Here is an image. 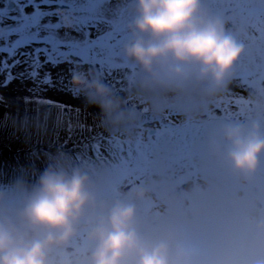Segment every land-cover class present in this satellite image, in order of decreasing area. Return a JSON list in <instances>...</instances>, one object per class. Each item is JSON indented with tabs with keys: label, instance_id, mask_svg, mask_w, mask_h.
<instances>
[{
	"label": "rangeland",
	"instance_id": "rangeland-1",
	"mask_svg": "<svg viewBox=\"0 0 264 264\" xmlns=\"http://www.w3.org/2000/svg\"><path fill=\"white\" fill-rule=\"evenodd\" d=\"M202 4L244 47L229 82L218 91L195 80L158 84L127 58L135 0H82L83 11L76 13L57 9L51 20L76 53L53 71V76L63 74L64 95L34 91L30 80L14 79L4 87L7 70L0 72V146L37 143L22 153L11 146L5 155L9 160L0 163V186L17 179L35 184L49 165L79 169L100 204L134 203L147 238L170 232L187 237L199 250L200 264H264V236L258 232L264 223V165L251 179L235 173L226 159L227 142L215 138L212 128L205 131L213 134L208 138L197 129L185 139L165 133L185 132V121L210 119L208 126H214L228 118L249 126L257 121L264 130V0ZM73 72L102 81L119 108L109 117L85 93H77ZM50 100L60 104L50 105ZM141 189L145 197L138 199L135 193ZM225 203L238 207L239 218L230 228H214L215 212ZM89 216L94 220L96 213ZM89 227L81 226L68 249L54 251L51 264H89L94 247L87 238Z\"/></svg>",
	"mask_w": 264,
	"mask_h": 264
},
{
	"label": "clouds",
	"instance_id": "clouds-1",
	"mask_svg": "<svg viewBox=\"0 0 264 264\" xmlns=\"http://www.w3.org/2000/svg\"><path fill=\"white\" fill-rule=\"evenodd\" d=\"M135 5L134 39L125 54L152 81L180 86L195 80L210 91L226 87L244 47L202 0H135ZM71 83L109 117L119 108L102 81L73 72ZM224 137L233 171L254 177L264 165V130L257 123L232 124ZM135 196L143 199L145 192ZM90 212L96 213L94 220ZM85 223L94 245L89 264H200L199 250L187 237L170 232L147 238L134 203L100 204L85 174L59 165H49L35 184L17 179L0 186V264H51V254L68 249ZM258 232L264 236V223Z\"/></svg>",
	"mask_w": 264,
	"mask_h": 264
},
{
	"label": "snow or ice",
	"instance_id": "snow-or-ice-1",
	"mask_svg": "<svg viewBox=\"0 0 264 264\" xmlns=\"http://www.w3.org/2000/svg\"><path fill=\"white\" fill-rule=\"evenodd\" d=\"M81 3L82 0H2L0 72L7 70L2 86L7 87L14 79L30 80L34 91L64 95L61 91L63 74L53 76V71L76 53L62 39L60 25L53 23L51 17L60 8L73 13L83 11ZM18 66L21 70L13 73L12 69ZM49 103L59 105L60 101L50 100Z\"/></svg>",
	"mask_w": 264,
	"mask_h": 264
},
{
	"label": "trees",
	"instance_id": "trees-1",
	"mask_svg": "<svg viewBox=\"0 0 264 264\" xmlns=\"http://www.w3.org/2000/svg\"><path fill=\"white\" fill-rule=\"evenodd\" d=\"M248 56H250V58H252L253 54L250 53V54H248ZM155 108H156V111H157V109H161V107H159V108L155 107ZM162 109H164V108H162ZM209 120L210 119H208L207 121H203V122H200V120H199L197 124H193L191 122L185 121L184 122L185 127H186L185 128L186 129L185 132L183 130L182 131L181 130H179V131H175L174 130V131H171V132L165 131V133H166V136L168 138L174 137L173 139H175L176 137H179L181 139H185L186 138L185 137L186 133L192 132L193 129H197L199 135H202L203 138H205V136L208 138V136L213 135V134H208L209 132L207 133L205 131L207 130V128H212L213 130H216V132L214 133V134H217V135H215V138H219L220 140L226 141L225 137H224V129L228 125L234 124L233 121L228 118L226 121L225 120H222V121L219 120L218 122H216V125H214V126H208V124H211V122H213V121H209ZM220 123H224V124H220ZM182 128H183V126H182ZM32 141H33V139L32 140H27V144L25 145L27 147H22L21 145H19V147L17 146L15 148L14 144L16 143V141L15 142H8V143H5L3 146H0V163H2L5 159L9 160V158H6L5 155L11 152L12 147H14L13 152L14 151L15 152H20L21 151V153L28 151L29 148L32 149L33 147H35L37 143H32ZM175 142H177V141L175 140ZM7 163H8V161H7ZM1 167H7V165L1 164Z\"/></svg>",
	"mask_w": 264,
	"mask_h": 264
},
{
	"label": "water",
	"instance_id": "water-1",
	"mask_svg": "<svg viewBox=\"0 0 264 264\" xmlns=\"http://www.w3.org/2000/svg\"><path fill=\"white\" fill-rule=\"evenodd\" d=\"M239 218V209L232 203L221 205L215 212V218L212 223L214 228L231 227Z\"/></svg>",
	"mask_w": 264,
	"mask_h": 264
},
{
	"label": "flooded vegetation",
	"instance_id": "flooded-vegetation-1",
	"mask_svg": "<svg viewBox=\"0 0 264 264\" xmlns=\"http://www.w3.org/2000/svg\"><path fill=\"white\" fill-rule=\"evenodd\" d=\"M232 226H233V225H232ZM232 226H231V227H232ZM228 228H230V227H228Z\"/></svg>",
	"mask_w": 264,
	"mask_h": 264
}]
</instances>
